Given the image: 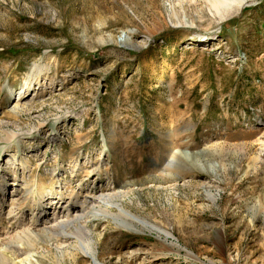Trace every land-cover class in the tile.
I'll use <instances>...</instances> for the list:
<instances>
[{"label":"rangeland","instance_id":"obj_1","mask_svg":"<svg viewBox=\"0 0 264 264\" xmlns=\"http://www.w3.org/2000/svg\"><path fill=\"white\" fill-rule=\"evenodd\" d=\"M3 123L7 203L111 196L82 238L99 262L264 264V0H0ZM44 239L45 264H94Z\"/></svg>","mask_w":264,"mask_h":264},{"label":"bare ground","instance_id":"obj_2","mask_svg":"<svg viewBox=\"0 0 264 264\" xmlns=\"http://www.w3.org/2000/svg\"><path fill=\"white\" fill-rule=\"evenodd\" d=\"M186 1H194L198 0H186ZM209 10L219 16V19H222L226 16H230L235 14L241 5H243L247 0H203ZM179 3H181L179 1ZM8 90V89H7ZM9 93V90L7 91ZM23 96L18 95L17 99V108L20 106V100ZM20 130V129H19ZM18 132V131H17ZM17 135V134H16ZM15 132H11L8 125L3 123L0 124V141L8 143L16 137ZM18 142L19 139H17ZM262 147H264V142L260 141L259 143ZM6 175V171L1 172V177ZM72 175V174H71ZM41 187L43 184L40 185ZM0 189L4 190L2 183L0 182ZM0 190V236H2L5 231L2 229V223L5 222L3 218V214L10 216V218L17 217V214L23 208L27 202L30 201L31 195L33 193V189H30L26 192L25 198L18 202L16 200H9L7 203L6 195ZM60 192V193H59ZM59 196V200L62 199L61 191L57 192ZM42 194H38L39 199L36 200V196H32V202L28 204V206H37L41 207L39 213L31 216L30 218L34 219H24L18 217L16 219L15 225L20 224L17 228L10 229L11 231H16L8 235L6 238H0V264H45L44 263V253L37 252L35 245H39L37 237L39 233L45 237L50 243L43 244L42 249L45 253H49L51 255H59L60 259L75 258L77 252H73L70 249V245L73 246L74 249L82 250L83 252L86 248L90 247L91 253L93 254L91 257L93 258L94 264H105L103 262H99L95 258V249L94 244H85L82 241V238L85 236H91V231L88 226V218L92 215L95 216L98 213H103L105 209L103 208L104 203L110 201L111 196L107 194L100 193L96 195L95 193L85 194L83 195L82 201L86 196L92 197L91 204L89 205L90 211H84V204L79 202L78 199L72 195L69 196L70 204L68 206H60L61 203L59 200L54 199L53 202L47 203L44 205L42 203ZM61 194V195H60ZM9 194H7V199ZM73 197V198H72ZM26 204V205H27ZM8 206L9 209L2 214L4 208ZM33 207V208H35ZM36 207V208H37ZM121 209V208H120ZM23 210V209H22ZM33 211V209H31ZM38 210V209H37ZM17 211V212H16ZM36 211V210H35ZM15 214V215H14ZM23 214V213H22ZM7 218V217H6ZM7 222V221H6ZM12 226V225H11ZM7 226V227H11ZM7 232V231H6ZM167 233V232H166ZM72 238H75L74 240ZM44 239V240H45ZM70 242V243H69ZM8 251V252H6ZM43 253V254H42ZM48 255V254H47Z\"/></svg>","mask_w":264,"mask_h":264}]
</instances>
